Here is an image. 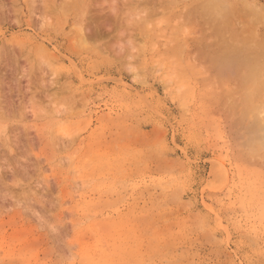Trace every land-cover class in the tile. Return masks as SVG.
I'll list each match as a JSON object with an SVG mask.
<instances>
[{
    "label": "rangeland",
    "instance_id": "obj_1",
    "mask_svg": "<svg viewBox=\"0 0 264 264\" xmlns=\"http://www.w3.org/2000/svg\"><path fill=\"white\" fill-rule=\"evenodd\" d=\"M214 1L141 21L135 51L124 29L90 37L78 2L0 0V62L44 71L0 75L21 88L0 97V264H264V11L225 46L192 13Z\"/></svg>",
    "mask_w": 264,
    "mask_h": 264
},
{
    "label": "bare ground",
    "instance_id": "obj_2",
    "mask_svg": "<svg viewBox=\"0 0 264 264\" xmlns=\"http://www.w3.org/2000/svg\"><path fill=\"white\" fill-rule=\"evenodd\" d=\"M120 1H121V3H120ZM173 1H175L176 2V0H173ZM172 1V2H173ZM245 1V0H244ZM244 1H241V0H236V2L237 3H235V5L233 6V8H230V7H227L225 4H227V2L225 3V0H216V1H214L213 3L216 5H212V2L211 3H209V2H207V3H209V4H207L206 5V3H205V6H199L200 8H199V11H194V12H192L193 14L195 13L196 14V16L198 15V16H200L198 13H202V16L204 15V17H205V19H203V20H205L206 22L204 23V25L205 24H209L210 22H212L215 18H213V17H216L217 18V22H215V23H213L212 22V25L213 24H216V26H215V28H216V30L217 31H219L218 33H217V35H218V37H219V39L220 38H222V39H220L221 41L223 40V42H221L219 39V41H220V43L221 44H223L224 42H225V46L227 45V42H228V44H229V46H231V47H234V46H236V44H238V43H243V42H245V41H250L247 37H245L244 35H243V32H245L246 31V29L244 30V28H246V27H244L247 23H248V20H246V18L247 17H249V16H251V15H254V14H258V17H259V14H260V17H262L261 15H262V12L264 11V10H261L260 8H258L256 5L254 6V5H249V3L247 4V3H245ZM1 2H3V1H1ZM11 2V1H10ZM46 2V3H45ZM47 2L48 1H44V4L46 5L47 4ZM55 2V1H54ZM72 2L74 3V2H78V4L80 3L81 5H82V7H83V5H85L86 7H90V9H93L95 12L92 14V12H91V14H90V18H89V22H87V25H86V29L89 31V35H90V37L91 36H95V37H99V36H101L102 37V35L103 34H105V33H109V32H114V30L115 29H120V30H122V29H124V32L123 33H119L120 35H122L121 37L119 36L118 37V33H117V37H116V39H121V38H123L124 40H126V37L127 38H129V40H127V44H124L125 46H126V48L125 49H127V48H129L128 50H130L131 48L132 49H134L135 50V48H133L134 47V40H136V38L133 36V34H135V33H133L132 34V37H134V39L132 40V38H131V32H132V29H130V28H133V27H135V30H136V27H137V29H139V31L141 32H143V23H141V21H143L144 22V28H145V26H146V28H147V26H148V24H149V21H150V19H151V17L153 18V16H156V14L159 12V13H161L160 11H164L166 8L168 9V8H170L171 6H172V2H171V0L169 1V0H62V3H61V5L62 4H64L65 6H67L68 8H69V3H71V7L73 8L74 6H72L73 4H72ZM179 2V1H178ZM17 3H18V1H17ZM48 3H50V2H48ZM59 3V2H58ZM84 3V4H83ZM179 3H181V1L179 2ZM256 3V2H255ZM14 4V3H13ZM51 4V3H50ZM54 4V3H53ZM174 4H176V3H174ZM178 4V3H177ZM176 4V5H177ZM19 5V4H18ZM59 5V4H58ZM202 5H204V4H202ZM209 5H211L213 8L215 7V9H212ZM50 6V5H49ZM63 6V5H62ZM61 6V7H62ZM64 6V8L65 9H67L68 10V8H66ZM164 6H167V7H164ZM206 6H209V8L208 7H206ZM29 7V6H28ZM34 7H36V6H34ZM51 7V6H50ZM61 7H58V9H59V11L61 10ZM13 8V7H12ZM30 8V7H29ZM44 8V7H43ZM46 8V10H48L47 8L48 7H45ZM45 8L43 9V10H45ZM64 8H62V9H64ZM124 8H126V12H125V15L124 16H126V17H124V19H123V17H121V16H123L122 14H123V12L125 11H123L122 12V10L124 9ZM216 8H217V11H216ZM33 9V8H32ZM36 9V8H35ZM166 9V10H167ZM53 10V9H52ZM67 10H65V11H67ZM72 10V9H71ZM160 10V11H159ZM175 10V9H174ZM197 10H198V8H197ZM219 10V11H218ZM16 11H19V8H18V10H16ZM37 11V10H36ZM35 11V12H36ZM56 11V10H55ZM63 11V10H62ZM62 11H60V12H62ZM15 12V11H14ZM75 12L77 13V11H76V9H75ZM184 12V11H183ZM217 12V13H216ZM221 12H223L222 13V16H221V18L220 17H218V16H220V15H217V16H215L216 14H218V13H220L221 14ZM226 13V15H225V13ZM261 12V13H260ZM18 13V12H17ZM20 13V12H19ZM18 13V14H19ZM38 13V12H37ZM50 14H51V12H49ZM48 13V11H46L45 13H43V15H45V14H49ZM53 13L55 14V12L53 11ZM57 13V12H56ZM59 13V12H58ZM65 13V12H64ZM192 13L190 14L191 16H192ZM209 13V14H208ZM14 14V13H13ZM16 14V13H15ZM17 14V15H18ZM49 14V15H50ZM66 14H68V13H66ZM169 14V13H168ZM210 14H215L214 16L213 15H210ZM224 14V15H223ZM36 15V14H35ZM65 15V14H64ZM133 15H137L141 20L139 21V19L137 20V19H135V17L133 18ZM163 15V14H162ZM161 15V16H162ZM5 16V15H4ZM52 16V15H51ZM66 16H68V15H66ZM66 16H64L65 18H66ZM141 16H143V17H141ZM168 16V15H167ZM167 16H166V18H167ZM180 16V15H179ZM178 16V17H179ZM190 16V17H191ZM195 15H194V17H196ZM211 16V17H210ZM1 17V16H0ZM55 17V16H54ZM58 17H59V15H58ZM138 17H136V18H138ZM164 17V16H163ZM209 18L208 20L206 19V18ZM60 18V17H59ZM183 18L185 19V21L184 22H186V18L183 16ZM183 18H182V20H183ZM188 18V17H187ZM197 18V17H196ZM211 18H213V19H211ZM263 18V17H262ZM261 18V19H262ZM45 19V18H44ZM47 19V18H46ZM53 19H55V18H53ZM154 19V18H153ZM190 20H191V18H189ZM188 19V20H189ZM212 21H211V20ZM220 19H222V20H220ZM245 19V20H244ZM248 19V18H247ZM29 20V19H28ZM56 20V19H55ZM134 20H137V21H134ZM161 20V19H160ZM169 20V19H168ZM30 21V20H29ZM67 21V20H66ZM166 22H167V20H165ZM164 21V22H165ZM197 21V20H196ZM199 21V20H198ZM201 21V20H200ZM215 21V20H214ZM244 21H247V23L245 24V22ZM45 22V21H44ZM163 22V23H164ZM244 22V23H243ZM264 22V21H263ZM155 23H157V21L155 22ZM180 23V22H179ZM182 23H183V21H182ZM190 23H192V22H190ZM47 24V23H46ZM162 24V23H161ZM161 24H159V25H161ZM178 24V23H177ZM181 24V23H180ZM244 24V25H243ZM41 25H43V24H41ZM50 25V24H49ZM156 25V24H155ZM158 25V24H157ZM249 25V24H248ZM263 25H264V23H263ZM150 26V25H149ZM206 26H208V25H206ZM214 26V25H213ZM213 26H212V28H213ZM154 27V26H153ZM157 27V26H156ZM188 27V26H187ZM205 27V26H204ZM72 28V27H71ZM145 28V29H146ZM159 28V27H158ZM242 28V29H241ZM131 30V31H129V30ZM148 29H149V27H148ZM148 29H146L147 31H148ZM155 29V28H154ZM166 29V28H165ZM80 30H81V28H80ZM173 30L175 31L176 29H174L173 28ZM173 30H172V33H173ZM178 30H180V29H178ZM229 30H231V35H230V31ZM244 30V31H243ZM119 31V30H118ZM127 31H129V33L127 32ZM138 31V30H137ZM146 31V32H147ZM186 31V30H185ZM209 31H211V30H209ZM209 31H207V32H209ZM229 31V32H228ZM87 32V31H86ZM121 32V31H120ZM164 32V31H163ZM162 32V33H163ZM171 32V31H170ZM176 32V31H175ZM127 33H128V36H127ZM145 33V32H144ZM143 33V34H144ZM148 33V32H147ZM161 32H160V34H162ZM172 33H170V34H172ZM228 33H229V35H228ZM136 34H137V32H136ZM139 34V33H138ZM186 34V33H185ZM188 34V33H187ZM236 37V38H238L239 40L238 41H240V42H238L237 40H236V38H234V36ZM84 35H87V34H84ZM142 35V34H141ZM148 35H149V33H148ZM174 35V34H173ZM177 35V34H176ZM243 35V36H242ZM114 36V35H113ZM115 36H116V34H115ZM114 36V37H115ZM124 36H125V38H124ZM260 36H262L261 38H260V40H258V37H260ZM77 37H78V35H77ZM137 37H138V35H137ZM145 37V36H144ZM85 38H87V36L85 37ZM148 37H146V39H147ZM214 38H216V39H214V41L215 40H217V36H215ZM79 39H81V38H79ZM93 39V38H92ZM95 39V38H94ZM93 39V40H94ZM105 39V38H104ZM234 39L237 41H234ZM88 39H86V41H87ZM122 40V39H121ZM231 40H233L234 41V44H235V42H236V44L233 46L232 45V41ZM252 40H258L257 41V45L255 46V47H264V31L261 33H259V34H256V31L254 32V34H253V36H252ZM81 41V40H80ZM96 41V40H95ZM231 41V42H230ZM20 42H21V40H20ZM23 42V41H22ZM78 42H79V40H78ZM114 42V41H113ZM170 42V41H169ZM209 42L211 43L212 41H211V37H210V40H209ZM208 42V43H209ZM80 43V42H79ZM84 43V42H83ZM90 43H92V42H90ZM115 43V42H114ZM120 43V42H119ZM122 43V42H121ZM120 43V44H121ZM207 43V44H208ZM220 43L218 42V46L220 45ZM255 43V42H254ZM110 44V43H109ZM119 44V45H120ZM206 44V43H205ZM206 44V45H207ZM93 45H94V43H93ZM112 46H113V44H111ZM122 45H123V43H122ZM209 45V44H208ZM239 45V44H238ZM110 46V45H109ZM200 46V45H199ZM224 46V47H225ZM92 47V46H91ZM106 47V46H105ZM119 47V46H118ZM118 47H116V50L118 49ZM40 48V47H39ZM42 48H43V46H42ZM111 48V47H110ZM114 48V47H113ZM112 48V49H113ZM139 48V47H138ZM220 48H222V47H220ZM228 48V47H227ZM107 49V48H106ZM109 49V48H108ZM122 49V48H121ZM131 49V50H132ZM224 49V48H223ZM4 50H5V48H4ZM42 50V49H41ZM44 50H45V48H44ZM222 50V49H221ZM114 51V50H113ZM118 51V50H117ZM136 51V50H135ZM134 51V52H135ZM11 51H9V53H10ZM36 52V51H35ZM120 53H121V51H119ZM203 52V51H202ZM212 52V51H211ZM213 52H215V51H213ZM221 54H220V53ZM222 52L224 53V51H218V53H219V55H225V54H222ZM122 53H124V52H122ZM121 53V54H122ZM130 53V54H129ZM216 53H217V51H216ZM117 54V53H116ZM128 55H130L128 58L130 59H133V56L131 55L132 54V51H128V53H127ZM207 54H209V52L207 53ZM214 55H215V53H213ZM14 55H16V54H14ZM123 55V54H122ZM122 55H120V56H122ZM210 55H212V54H210ZM218 55V54H217ZM218 55V56H219ZM2 56V55H1ZM13 56V55H12ZM11 56V57H12ZM20 56H21V54H20ZM44 55L42 54V57H43ZM52 56V55H51ZM50 56V57H51ZM137 56V55H136ZM135 56V57H136ZM222 56V57H223ZM7 57V56H6ZM139 57V56H138ZM137 57V58H138ZM225 57V56H224ZM17 58V57H16ZM6 59V58H5ZM8 59V58H7ZM130 59V60H131ZM135 59V58H134ZM44 60V59H43ZM136 60V59H135ZM7 61V60H6ZM24 61V60H23ZM4 62L5 61H3V63H1L0 64V75L3 77V75H4V77H5V75H10L11 77L13 76L12 75V73H14V72H16V71H19V72H21V77L24 79V74H26V77L28 78L29 77V75H30V77H29V81H32V80H30V78L33 76L34 78H36V77H42L43 78V72L44 71H42V69L40 70V67H38V71H34V70H31V68H29L28 67V69H27V71H25L26 69H24L23 68V66L22 67H19V66H17L16 68H12L10 71H14V72H7V64H8V62L7 63H5L4 64ZM48 62V61H47ZM130 62H132V61H130ZM42 63V62H41ZM43 64V63H42ZM50 64V63H49ZM31 65V64H30ZM45 65V64H44ZM28 66V65H27ZM38 66V65H37ZM37 66H36V68H37ZM49 67V66H48ZM33 69V68H32ZM57 73H60V72H57ZM3 74V75H2ZM38 74H42V75H38ZM44 74H46V72L44 73ZM14 75H16V74H14ZM36 75H38V76H36ZM45 76H47V75H45ZM54 76V75H53ZM2 77H0V80H2ZM7 77V76H6ZM15 77H17V76H15ZM15 77L13 76L12 78H14L15 79ZM7 78H9V76L7 77ZM26 78V79H27ZM41 78V79H42ZM9 79H11V78H9ZM13 79V80H14ZM17 79H19V78H17ZM17 79H15V80H17ZM32 79V78H31ZM12 80V79H11ZM12 80V81H13ZM38 80V81H37ZM36 80V84H37V82H38V85L41 83L40 81V79H37ZM11 81V82H12ZM47 81V80H46ZM45 81V82H46ZM55 81V80H54ZM54 81H51V82H54ZM6 82V81H5ZM8 82H10V81H8ZM15 82H18V81H15ZM19 82H22V81H19ZM18 82V83H19ZM26 82H28V81H26ZM2 83H4V82H1L0 81V84H2ZM18 83H16V84H18ZM32 83V86L33 85H35V83H34V79H33V81L32 82H30L29 83V85ZM34 83V84H33ZM5 85H6V83H4ZM8 84H10V83H8ZM15 84V85H16ZM43 84V83H42ZM42 84H40V85H42ZM45 84V83H44ZM46 84H47V86H48V83L46 82ZM45 84V85H46ZM57 85L58 83H54V85ZM11 85V84H10ZM14 85V84H13ZM13 85H11L12 87H10V88H12L11 90L13 91V90H15V89H17V87H19V86H17L15 89H13ZM27 87L29 86V85H27V83L25 84ZM37 85V86H38ZM39 85V86H40ZM52 85H53V83H52ZM1 86V85H0ZM24 86V85H23ZM26 86H24V88H26V90L28 89V91L29 90H32V89H30V88H32V87H30L29 86V88H27ZM36 86V87H37ZM38 86V87H39ZM46 86V87H47ZM58 86V85H57ZM3 87H5V86H3ZM20 87H21V85H20ZM37 87V89H40L41 87H39L38 88ZM45 86L43 87V89L44 88H46ZM50 87H51V84H50ZM54 87V86H53ZM52 87V88H53ZM56 87V86H55ZM2 88V87H1ZM0 88V89H1ZM7 89H8V87H6ZM5 88V89H6ZM23 88V87H22ZM47 88H49V86L47 87ZM4 89V90H5ZM6 89V90H7ZM20 89V91H21V88H19ZM19 89H17V90H19ZM34 89H35V87H34ZM50 89V88H49ZM10 90V89H9ZM25 90V89H24ZM41 90V89H40ZM48 90V89H47ZM185 90H187V89H185ZM8 91V90H7ZM12 91H10V93L12 94L13 92ZM23 91V90H22ZM3 92L4 93H8V92H5V91H2V94L0 95V97L2 96V95H4V96H6L7 97V95H8V97L9 96H11L10 95V93H8L7 95H5V94H3ZM19 92V91H18ZM17 91H16V93H18ZM27 91H25L24 93L25 94H27L26 93ZM31 92V91H30ZM34 92H35V90H34ZM43 92V91H42ZM58 92V91H57ZM60 92V91H59ZM186 92V91H185ZM184 92V93H185ZM23 93V94H24ZM44 93H46V92H44ZM43 93V94H44ZM19 95L21 94V92H19L18 93ZM18 94H16V95H18ZM42 94V95H43ZM188 94V93H187ZM18 95V96H19ZM47 94H44V96L43 97H45ZM13 96V95H12ZM18 96H16L17 98H18ZM21 96H22V94H21ZM37 96V95H36ZM5 98L4 97V102H2L1 101V103H2V105H3V103H6L5 105H3V106H8V108H11L10 107V104H11V101L9 102V98ZM20 97V96H19ZM42 97V96H41ZM54 97H56V96H54ZM22 98H23V96H22ZM47 98H49V97H47ZM52 98V97H51ZM8 99V100H7ZM28 99V98H27ZM26 99V100H27ZM44 99V98H43ZM2 100V99H1ZM11 100V99H10ZM13 100V99H12ZM52 100V99H51ZM53 100H54V98H53ZM19 100H17V101H14V102H18ZM23 101V100H22ZM21 101V102H22ZM33 101V100H32ZM35 101V100H34ZM33 101V102H34ZM48 101V100H47ZM25 102H28V101H24V103ZM1 103H0V105H1ZM10 103V104H9ZM23 103V104H24ZM36 103V102H35ZM19 104H20V102H19ZM26 104V103H25ZM2 105H1V108H0V112H1V110H2ZM15 105V104H14ZM17 105H18V103H17ZM27 105V104H26ZM6 106V107H7ZM20 106V105H19ZM14 108V107H13ZM23 108V107H22ZM7 109V108H6ZM15 109V111L17 110L16 108H14ZM13 109V110H14ZM4 110V109H3ZM2 110V111H3ZM8 110V109H7ZM10 110V109H9ZM19 110V109H18ZM4 112H5V110H4ZM3 112V113H4ZM7 112V111H6ZM20 112V111H19ZM18 113V112H17ZM0 114H2V112L0 113ZM10 114V113H9ZM9 114L7 115V113H6V115L7 116H9ZM13 115H15V114H13ZM2 116V115H1ZM10 116H11V114H10ZM2 118V117H1ZM7 118V117H6ZM7 119H10V118H7ZM19 141V140H18ZM17 147V146H16ZM10 149V148H9ZM22 149V148H21ZM17 152V151H16ZM19 152V151H18ZM17 152V153H18ZM21 152V151H20ZM23 152V151H22ZM21 152V153H22ZM25 152V151H24ZM27 152V151H26ZM16 153V154H17ZM26 154V153H25ZM24 154V155H25ZM27 154H28V152H27ZM4 155V154H3ZM13 155H14V153H13ZM20 155V154H19ZM16 156H18V154L16 155ZM15 156V157H16ZM26 156V155H25ZM3 156H1V160L3 159L2 158ZM5 157V156H4ZM24 158V157H23ZM20 159V158H19ZM22 159V158H21ZM5 161V160H4ZM2 162V161H1ZM16 162V161H15ZM15 164V163H14ZM17 164H19V162H17ZM3 165V164H2ZM6 165V164H5ZM4 165V166H5ZM8 165H10V164H8ZM8 165H6L7 167H9L10 168V166H8ZM19 165H21V164H19ZM23 165V164H22ZM25 166V165H24ZM6 167V168H7ZM12 167V166H11ZM28 167V166H27ZM1 168H2V166H1ZM22 168V167H21ZM20 168V169H21ZM23 168H25V167H23ZM8 169V168H7ZM11 169H13V168H11ZM28 169V168H27ZM8 170H10V169H8ZM3 172V171H2ZM5 172V171H4ZM21 172V171H20ZM23 172V171H22ZM17 173H19V171H17ZM9 175V174H8ZM23 175V174H22ZM21 175V176H22ZM27 175V174H26ZM13 176V175H12ZM28 176V175H27ZM24 177L26 178V176L24 175ZM2 178V177H1ZM5 181V180H4ZM3 181V182H4ZM6 184H8V182L6 183ZM23 188V187H22ZM29 189V188H28ZM27 191V190H26ZM25 193V192H24ZM36 193V195L38 194L39 195V193H37V192H35ZM1 194V193H0ZM27 195H29V193L27 192L26 193ZM43 194V193H42ZM41 194V195H42ZM1 196V195H0ZM24 198H25V196H23ZM12 198V197H11ZM41 198V197H40ZM13 199V198H12ZM28 200H30V199H28ZM37 200V199H36ZM41 200V199H40ZM15 201V200H14ZM18 202H20V200H18L17 202H15V204H18ZM22 202V201H21ZM27 202V201H26Z\"/></svg>",
    "mask_w": 264,
    "mask_h": 264
}]
</instances>
